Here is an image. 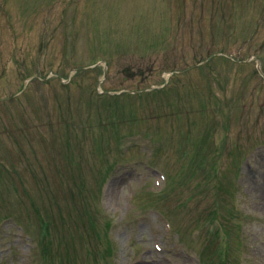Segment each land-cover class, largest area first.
Segmentation results:
<instances>
[{"label":"rangeland","instance_id":"1","mask_svg":"<svg viewBox=\"0 0 264 264\" xmlns=\"http://www.w3.org/2000/svg\"><path fill=\"white\" fill-rule=\"evenodd\" d=\"M257 67L264 0H0V264H264Z\"/></svg>","mask_w":264,"mask_h":264},{"label":"bare ground","instance_id":"2","mask_svg":"<svg viewBox=\"0 0 264 264\" xmlns=\"http://www.w3.org/2000/svg\"><path fill=\"white\" fill-rule=\"evenodd\" d=\"M263 184H264V182H263ZM116 185H117V182H114L113 185L110 186V188H109V190H110L109 191V195H112L113 194V192L115 191Z\"/></svg>","mask_w":264,"mask_h":264}]
</instances>
